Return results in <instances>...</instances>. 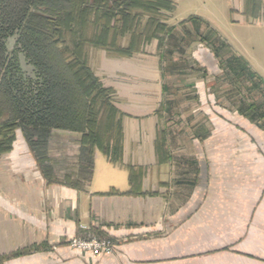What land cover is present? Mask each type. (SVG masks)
Wrapping results in <instances>:
<instances>
[{
	"label": "crops",
	"instance_id": "1",
	"mask_svg": "<svg viewBox=\"0 0 264 264\" xmlns=\"http://www.w3.org/2000/svg\"><path fill=\"white\" fill-rule=\"evenodd\" d=\"M235 1L244 14L245 0ZM176 9L163 13L174 33L163 47L152 39L129 56L101 52L102 82L123 114L118 162L97 152L85 180L80 134L65 131H54L49 146L70 140V172L49 159L43 174L21 136L0 156V264H264V125L251 107L264 102L246 99L262 87L264 69L245 58L253 73L238 74L241 55L232 47L230 70L218 51L222 36L213 27L196 32L182 24L187 19L171 23ZM169 59L178 69L166 73ZM243 80L254 84L244 104L230 97L229 105L225 94ZM168 115H181L178 139L205 143L209 152L177 158L170 134L161 136ZM93 234L117 239L114 254L68 245Z\"/></svg>",
	"mask_w": 264,
	"mask_h": 264
},
{
	"label": "trees",
	"instance_id": "2",
	"mask_svg": "<svg viewBox=\"0 0 264 264\" xmlns=\"http://www.w3.org/2000/svg\"><path fill=\"white\" fill-rule=\"evenodd\" d=\"M258 2L245 0L246 14L256 16ZM175 8L169 0H0V154L13 148L20 129L46 174L49 139L61 130L81 134L79 175L85 180L96 148L118 162L123 130L115 91L87 65V45L113 47L125 56L154 38L163 47L174 33L162 11ZM185 23L196 31L212 28L197 16ZM125 37L129 47L120 50ZM251 107L259 116L260 107ZM135 177L130 168L132 189Z\"/></svg>",
	"mask_w": 264,
	"mask_h": 264
},
{
	"label": "rangeland",
	"instance_id": "3",
	"mask_svg": "<svg viewBox=\"0 0 264 264\" xmlns=\"http://www.w3.org/2000/svg\"><path fill=\"white\" fill-rule=\"evenodd\" d=\"M177 1H178L179 6H178V9L175 8L176 11L172 15L171 23H175L176 21L178 22L183 19H189L190 16L194 15V16L200 17L205 23L213 27L216 30V35L219 33L222 36V40H220L222 44L220 43L218 51L220 52L219 55L221 54L226 67H228L227 65H229L230 70L233 69L232 67H230L232 61L229 60V58L231 57L233 58V54L232 56L230 55L233 52V49H232L233 47L241 55V57L239 58H242L244 60L246 58L249 60V62L254 67L259 68V69H264V0H259L257 4L258 10H257L256 16L246 14V9L244 11V14H245L244 15L242 12V9L239 8L238 3L235 0H177ZM162 12L169 13L170 11H162ZM166 16L167 15L163 14L161 18L167 23L168 18ZM197 27L198 26H196V29ZM193 28H195L194 25H193ZM203 28L205 27L200 25L199 29L196 32L203 30ZM129 39L130 37H125L119 40V42H121V44L124 45L123 49L129 47ZM154 39H157V38H154ZM10 46L13 47V42L10 43ZM143 46H140L139 49ZM109 48L111 49V52L114 53V55L122 56L121 54H119V51L117 52L116 49L113 47L100 48V47H94L91 45H87V48H86V61H87L86 63L91 68L95 76H97V78L100 79L101 82H102L101 59H100L101 52L102 50L108 51ZM134 52H137V50L133 49L131 51V53H134ZM129 55H126V56H129ZM169 61L170 62L166 63V65L163 66V70L166 73L173 72L178 69V66L172 63L173 60L171 61V59H169ZM244 64L245 63H243L242 61L238 63V66H239L238 74L249 75L253 73L252 70L249 68V65L245 66ZM183 67L185 68L184 71L187 70L186 66H183ZM226 67H225V71H228L229 68H226ZM237 82L234 84V86L232 85L233 86L232 90H230L231 88L229 87V90H230L228 92L229 94L228 93L225 94L224 97L227 98L228 102L232 99L230 97H234L232 101L233 102L237 101L238 105H240L239 102H241L242 104H244L245 102V97L247 95V88L250 85H254V84H252L250 81L243 80V82L239 81L240 84L239 86L236 87L235 85L238 84ZM230 83L233 84L232 82ZM237 88L238 90H236ZM253 98H256L257 100L263 98V102H264V82L262 84V87L260 86V89H255V91H252V94L248 95L246 99L251 100L252 102ZM113 100L115 103L116 101L115 94H114ZM229 105H230V102H229ZM258 107H260L259 116L256 117L255 115H253L254 120L257 121L259 124L261 123V125H264V103L259 105ZM252 110H253V107H252ZM175 116L177 117V114ZM119 117L123 121L122 119L123 114L120 113V111H119ZM178 120H181V115L178 118ZM178 120L177 118L175 119L170 118L169 120V115L165 116V119L163 120V126L166 129H163V132H161L163 134L161 136H166L167 133L170 134L171 147H172V150L175 152V154H178L177 158L183 159L181 157H183L184 155H190V154L195 155V153L200 154V155H197L198 157H201L205 153L207 154L208 150H207V147L204 146L205 143L204 144H200V143L194 144L193 142H191V140H189V137H183L179 139L177 138L176 135L180 133V129L177 128L176 126H179L181 128V122ZM54 131H61V130H54ZM54 131L52 132L51 137L54 135L53 134L55 133ZM65 132H69V131H65ZM71 133H75V132H71ZM18 136L23 137L20 129H18L16 132V139L14 140L13 148L17 141ZM55 138H57V135H55ZM80 138H81V134H80ZM50 139H49V142H50ZM71 145L72 144L70 140L59 142V144L56 143V145L53 146L52 150H50V146L48 144V157L50 161H54L56 166L60 167L61 169L67 172H70L74 169L73 168V162H74L73 157L72 155H70L74 153V150L72 149ZM13 148L10 151L0 154V156L11 152ZM164 148H166V146H164ZM97 152H100L103 156H105V154L102 151L96 148L94 159H95ZM51 153L57 154V157H52L50 155ZM78 154L80 155V147H79ZM79 159H80V156H79ZM179 162L181 164L182 163L186 164V162L183 160ZM176 167H177V170L178 169L181 170L182 168L179 166L178 162L176 163ZM193 177L194 176L192 177L189 176L185 178L184 180V182L187 184V186H189V188H191L190 184H192L191 180H193L192 179ZM180 181H182V178H180ZM184 182L182 184H184ZM176 183L177 182H174L175 185L178 184ZM175 195H178V198L181 199L182 196L184 197L186 194L184 192V193H179ZM74 239H78L81 241H88V242L91 241L94 243L93 245H95V243L97 244V248H91V249L90 248H86V249L78 248L73 245ZM118 244H119V241L117 239H114L112 237L103 236V235H98V234H93L90 236H75L68 241V245L71 248L76 249L78 251L90 252L94 254L102 253V254H107V255L114 254Z\"/></svg>",
	"mask_w": 264,
	"mask_h": 264
},
{
	"label": "built area",
	"instance_id": "4",
	"mask_svg": "<svg viewBox=\"0 0 264 264\" xmlns=\"http://www.w3.org/2000/svg\"><path fill=\"white\" fill-rule=\"evenodd\" d=\"M94 243L93 242H88V241H81V240H78V239H74L73 241V245L78 247V248H97V244L95 243V245H93ZM104 244V243H103Z\"/></svg>",
	"mask_w": 264,
	"mask_h": 264
}]
</instances>
